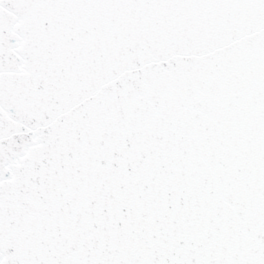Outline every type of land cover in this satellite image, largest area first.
Wrapping results in <instances>:
<instances>
[{
  "label": "snow or ice",
  "instance_id": "6c2138e0",
  "mask_svg": "<svg viewBox=\"0 0 264 264\" xmlns=\"http://www.w3.org/2000/svg\"><path fill=\"white\" fill-rule=\"evenodd\" d=\"M0 264H264V0H0Z\"/></svg>",
  "mask_w": 264,
  "mask_h": 264
}]
</instances>
